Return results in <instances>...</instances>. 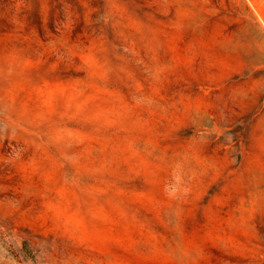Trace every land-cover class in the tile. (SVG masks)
<instances>
[{
    "label": "rangeland",
    "instance_id": "374dc122",
    "mask_svg": "<svg viewBox=\"0 0 264 264\" xmlns=\"http://www.w3.org/2000/svg\"><path fill=\"white\" fill-rule=\"evenodd\" d=\"M0 264H264V0H0Z\"/></svg>",
    "mask_w": 264,
    "mask_h": 264
}]
</instances>
